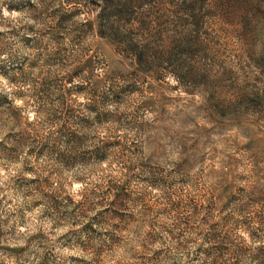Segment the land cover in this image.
<instances>
[{
    "label": "rangeland",
    "instance_id": "374dc122",
    "mask_svg": "<svg viewBox=\"0 0 264 264\" xmlns=\"http://www.w3.org/2000/svg\"><path fill=\"white\" fill-rule=\"evenodd\" d=\"M252 12L0 0V264H264Z\"/></svg>",
    "mask_w": 264,
    "mask_h": 264
},
{
    "label": "clouds",
    "instance_id": "9594fccd",
    "mask_svg": "<svg viewBox=\"0 0 264 264\" xmlns=\"http://www.w3.org/2000/svg\"><path fill=\"white\" fill-rule=\"evenodd\" d=\"M257 0H253V3H256ZM18 13H9L7 10L3 11V16L4 17H11L13 20L18 16ZM261 24H264V13H258V12H252L249 13V27L251 29L252 32V42L256 43V41L258 40L260 35H264V32H261ZM5 29L0 28V31H4ZM2 79V78H0ZM170 79V82L172 84H176L177 81L175 79ZM17 167H19V165H17ZM0 177H5V173H4V169L2 167H0ZM6 178V177H5ZM69 180H72V177L69 176L68 177ZM0 184H2V180H0ZM86 187L85 183H79V182H75L73 181L72 183V187L69 189V191L71 193H75V192H79V191H83ZM77 200L80 199L79 196L75 197Z\"/></svg>",
    "mask_w": 264,
    "mask_h": 264
}]
</instances>
